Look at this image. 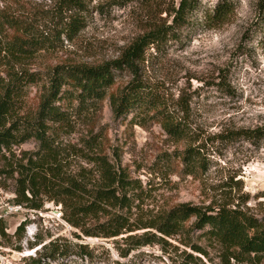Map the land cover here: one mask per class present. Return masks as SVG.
Returning <instances> with one entry per match:
<instances>
[{
	"label": "rangeland",
	"instance_id": "1",
	"mask_svg": "<svg viewBox=\"0 0 264 264\" xmlns=\"http://www.w3.org/2000/svg\"><path fill=\"white\" fill-rule=\"evenodd\" d=\"M32 1L49 9L56 3ZM178 2L154 0L144 5L127 0H90L83 13L85 27L75 39L64 38L62 49L48 55L39 66L61 62L98 65L114 60L140 35L169 23L167 13ZM221 2L227 5L228 13L218 22L211 16ZM257 2L200 0L178 41L164 44L159 52L154 47L146 51L143 76L166 108L172 112L177 104L189 102L183 120L191 142L175 143L147 116L135 117L133 113L115 119L107 100L96 111L72 118L70 124L55 129V140L73 168L80 164L88 167L78 159L101 153L113 165H121L135 182L129 213L133 226L184 202L201 207L240 205L264 223V139L230 144L210 139L226 129L264 128V10H258ZM129 79L125 71L116 74L113 89L124 86ZM37 102L38 90L32 89L26 111L35 110ZM190 143L204 146L201 157L205 165L198 166L195 174L187 173L180 159ZM36 148L30 140L13 150L18 154ZM4 177L0 176V222L7 235L0 234V264H29L30 257L40 256V264H184L185 251L196 258L189 264L219 262L218 246L202 232H191L183 242L201 246L204 255L170 239L167 241L171 245L163 248L157 244L137 247L125 240L129 234L85 237L66 223L62 214L58 217L60 205L45 201L39 211L14 206L13 180ZM21 223L25 230L20 237L16 231ZM144 231L130 234L141 235Z\"/></svg>",
	"mask_w": 264,
	"mask_h": 264
},
{
	"label": "trees",
	"instance_id": "2",
	"mask_svg": "<svg viewBox=\"0 0 264 264\" xmlns=\"http://www.w3.org/2000/svg\"><path fill=\"white\" fill-rule=\"evenodd\" d=\"M89 1L56 0L49 9L32 0H0V176L13 180L12 204L39 211L43 202H53L62 207L64 221L85 237L129 234L125 240L137 247L157 244L165 248L171 245L167 241L170 239L204 255L201 246L183 242L191 232H202L203 237L218 246V264H264V223L240 205L201 207L184 202L136 227L130 222L129 213L137 186L121 165H113L101 153L78 159L88 167L80 164L77 169L71 166V159L64 158L62 146L55 140V129L70 124L72 118L96 111L104 100L110 103L115 119L133 113L135 117L147 116L175 143L192 141L183 120L189 112V102L179 103L169 111L144 78L142 63L149 48L159 52L164 44L179 40L181 29L200 0H179L167 13L171 17L169 23L140 35L114 60L98 65L61 62L39 66L48 55L62 49L64 38L75 39L85 27L83 13ZM127 1L150 5L154 0ZM257 8L264 10V0H258ZM227 13V5L221 2L211 18L219 22ZM124 71L129 74V81L113 89L116 74ZM222 87L227 92V85ZM32 89L38 90V102L36 109L28 112L26 99ZM210 139L221 144L240 140L257 143L264 139V128L226 129ZM30 140L37 146L35 151L15 153L14 147ZM203 147L190 143L181 152L187 173L195 174L198 166L204 168ZM24 226L21 223L17 228L20 237ZM143 229L141 235L130 234ZM0 234L7 235L1 222ZM50 243L53 247L54 243ZM183 255L184 264L196 259L186 251ZM50 257L55 259L53 254ZM29 260V264H40L41 256Z\"/></svg>",
	"mask_w": 264,
	"mask_h": 264
},
{
	"label": "built area",
	"instance_id": "3",
	"mask_svg": "<svg viewBox=\"0 0 264 264\" xmlns=\"http://www.w3.org/2000/svg\"><path fill=\"white\" fill-rule=\"evenodd\" d=\"M62 214V212L61 213H59V216L58 217H60V215Z\"/></svg>",
	"mask_w": 264,
	"mask_h": 264
}]
</instances>
